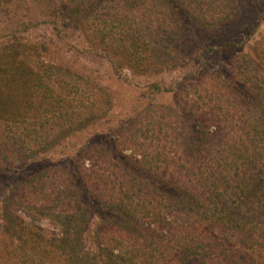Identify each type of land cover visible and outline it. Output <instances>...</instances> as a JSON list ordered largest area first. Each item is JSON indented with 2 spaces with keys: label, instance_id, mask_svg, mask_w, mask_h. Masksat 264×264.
Instances as JSON below:
<instances>
[{
  "label": "trees",
  "instance_id": "1",
  "mask_svg": "<svg viewBox=\"0 0 264 264\" xmlns=\"http://www.w3.org/2000/svg\"><path fill=\"white\" fill-rule=\"evenodd\" d=\"M115 3L99 13L97 0H0V168L46 154L110 106L91 79L48 63L46 43L25 35L32 27H57L62 14L82 24L92 17L101 41L118 43L146 72L152 63L161 71L182 11L205 26L235 14L227 0ZM244 59L232 100L214 84L194 92L187 115L195 137L183 139L182 120L160 108L125 134L131 155L121 162L85 147L76 174L48 169L10 189L0 200V264H264V40ZM211 124L218 131L209 135ZM153 140L161 147L147 152ZM89 202L105 213L92 236ZM18 211L54 231L28 225Z\"/></svg>",
  "mask_w": 264,
  "mask_h": 264
},
{
  "label": "rangeland",
  "instance_id": "2",
  "mask_svg": "<svg viewBox=\"0 0 264 264\" xmlns=\"http://www.w3.org/2000/svg\"><path fill=\"white\" fill-rule=\"evenodd\" d=\"M115 2L116 0H97L96 8L102 13V10L116 7ZM227 2L235 8V14L218 20V23L216 19L211 18L214 22L207 26L185 20V12L181 10L178 14L182 18L180 23H177V34L175 36L173 31L169 32L166 42L168 48L163 46L165 62L158 66L161 71L155 69L152 63L151 68L155 70L142 72L133 65V58L116 48L118 43L114 48L111 43L101 41L96 31L100 26L99 20L93 22L94 25L96 23L95 26H91L92 17L86 24H82L76 19H71L69 15L62 14L60 21L63 23L56 20L57 27L47 23L38 24L32 27L33 29L30 26L32 32L25 35L34 42L46 43L49 48L48 55H45L48 63L64 65L75 76L91 79L100 91L106 93L110 106L106 109L108 114L103 119L83 131L70 135L46 154H38L26 162L17 160L14 166L6 165L5 168H0V200L24 178L41 171L50 169L55 174L58 170H64L76 174L81 170L77 153L81 148L100 150V155L106 158L115 157L121 162L124 156L131 155V150L125 147V134L130 130L134 131V126L140 124L147 113L153 115L152 118H157L160 108L177 114L176 122L180 123L182 120L183 139L192 136L195 130L188 119L187 111L189 100L195 98L194 92L204 85L214 84L213 87L221 88L219 96L225 95L227 101L232 100L237 88L234 83V69L236 71L242 61H245L244 56L254 43L264 40V0ZM2 20L9 24L8 19ZM2 26L0 22V31L4 30ZM172 29L176 30L174 26ZM154 84L160 89L156 90ZM221 122L219 126L224 127L226 124L223 120ZM178 126L180 127L179 124ZM217 131L216 125L208 126L209 135ZM172 140V137L167 138L168 143H173ZM168 143H165V146L171 150ZM136 144L137 150H141L142 146H138L140 142ZM160 147L159 141L153 140L147 152L152 153ZM84 163L88 166V159H84ZM108 170L106 169V172ZM120 170L119 166L113 168L114 173L120 174ZM168 189L169 187H166V190ZM85 195L86 193L83 194L84 199L87 200ZM88 204L90 218L86 231L92 236L97 224L104 221L105 213L96 208L94 203ZM17 213L28 225L54 231L47 220H34L22 211Z\"/></svg>",
  "mask_w": 264,
  "mask_h": 264
}]
</instances>
